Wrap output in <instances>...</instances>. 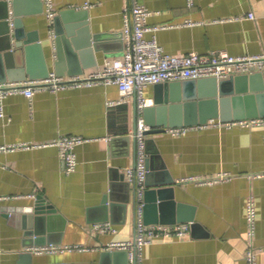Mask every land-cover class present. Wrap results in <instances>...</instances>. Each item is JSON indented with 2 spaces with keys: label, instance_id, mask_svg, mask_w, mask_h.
Wrapping results in <instances>:
<instances>
[{
  "label": "crops",
  "instance_id": "obj_1",
  "mask_svg": "<svg viewBox=\"0 0 264 264\" xmlns=\"http://www.w3.org/2000/svg\"><path fill=\"white\" fill-rule=\"evenodd\" d=\"M132 1L153 12L149 25L172 26L155 34L168 54L264 53V0H194L191 7L187 0H53L55 16L66 8L87 11L89 34L96 39H92V48L91 43L84 44V36H77L81 52L77 58L64 54L63 77L99 72L108 61L121 56L122 12ZM86 3L91 6L84 8ZM32 8L36 11L21 16L25 31L37 34L44 47L45 68L49 74L55 73L53 24L44 14L42 0ZM186 20L199 24L183 25ZM28 65L34 75L44 71L37 50ZM77 66L80 74L67 73ZM39 79L29 77L24 59L8 62L0 58V82ZM154 93L155 84L145 87V96L154 98ZM0 111V145L42 144L59 136L85 140L75 147L77 166L69 174L56 147L0 152V264H124L123 255L105 246L134 237V188L125 175L135 159L134 96H121L115 85L102 84L57 92L39 90L30 98L7 96ZM145 142L146 190L172 187L174 201L190 209L207 235H193L190 228L183 239L144 246L142 264H247L248 251L254 254L255 264H264V178L249 177L264 171V126L247 130L210 127L182 136L146 134ZM222 172L232 179L204 186L178 181ZM248 196L254 198L256 207L253 236L248 234L245 217ZM36 206L40 217L31 219L29 209ZM170 214L177 215L175 206ZM104 221L113 230L91 228ZM178 223L185 222L174 224ZM30 228L37 239L31 236L32 244L27 245ZM47 242L82 249L42 254L27 249Z\"/></svg>",
  "mask_w": 264,
  "mask_h": 264
},
{
  "label": "built area",
  "instance_id": "obj_2",
  "mask_svg": "<svg viewBox=\"0 0 264 264\" xmlns=\"http://www.w3.org/2000/svg\"><path fill=\"white\" fill-rule=\"evenodd\" d=\"M194 0H187L188 6ZM44 14L53 24L55 12L53 0H42ZM89 3L84 4L88 8ZM153 12L143 5L132 1L122 12V40L123 50L119 58L108 61L104 68L85 76H58L54 72L46 78L33 81L0 82V107L4 98L12 94H23L30 98L36 91L48 90L57 92L67 87H87L93 85H115L121 96L133 95L136 107V126L133 132L135 141V159L132 167L127 168L125 175L132 182L134 188L135 225L134 237L129 241L107 243L106 249L126 251L128 264H142L141 252L144 246L156 241L169 239H183L190 234L191 222L173 225L145 224L143 220L145 178L147 173L146 134L151 130L142 116L143 110L154 106V98L144 94L146 86L172 81L198 80L215 78L225 80L231 76L264 72V53L246 56H231L224 50H212L199 54L196 52L168 54L156 40V32L170 25H149L148 18ZM253 18L252 14L248 15ZM199 24L186 20L183 25ZM54 36V30L50 31ZM149 34L150 37L146 35ZM119 103V102H117ZM0 116H3L0 111ZM264 126V117H252L221 121L208 119L205 123L166 127L165 133L171 136H182L192 130H202L210 127L219 129L238 128L242 130ZM85 140L78 136H59L54 140L42 144H8L0 145V152H12L18 149L33 147H56L64 164V171L72 173L77 166L75 147ZM250 178H264V171L252 174ZM232 179L228 173L222 172L211 177L187 176L178 181L195 185H214ZM245 217L249 236L255 231L256 207L252 196H248L245 204ZM91 228L96 231L108 232L113 230L108 221L94 223ZM82 249L81 246H55L51 244L29 246L27 249L35 254L50 253L58 249ZM247 264H255L254 254L248 251Z\"/></svg>",
  "mask_w": 264,
  "mask_h": 264
},
{
  "label": "water",
  "instance_id": "obj_3",
  "mask_svg": "<svg viewBox=\"0 0 264 264\" xmlns=\"http://www.w3.org/2000/svg\"><path fill=\"white\" fill-rule=\"evenodd\" d=\"M37 1L40 2V0H0V58L8 62L11 58L17 61L24 59L25 70L29 77L44 79L49 73L45 68L43 44L35 32L25 31L21 18L24 14L36 11L32 7L37 4ZM53 30L57 56L55 73L62 76L66 69L64 62L62 63L64 54L68 56L67 58H77L81 52L78 45L80 42L76 40L77 36H84V44L91 43L92 48H95L92 39L94 42L96 39L89 34L88 16L85 10L74 8L61 10L53 18ZM120 36L122 37V33ZM34 50L40 54L44 68V71L38 75L30 73L28 65ZM20 70L22 73L23 68ZM67 73L78 75L81 69L77 66V68L68 69ZM20 76L14 77L23 78ZM142 116L151 127L147 134L163 133L166 127L205 123L208 119L229 121L264 117V72L235 75L219 81L215 78H202L155 84L154 106L145 108ZM146 167L148 170V160ZM38 206L29 209V212L33 213L31 219L34 216L35 219L40 217ZM174 206L177 210L175 217L170 214ZM188 210L190 209L185 204L174 201L172 187L150 188L144 192L143 220L145 224H174L189 221L193 235L195 233L207 235L202 226L194 221L192 213ZM26 235L29 237L27 245L32 244L31 236L37 239L36 232L31 228L26 231ZM114 253L118 256L123 255L124 264H128L126 251L115 250Z\"/></svg>",
  "mask_w": 264,
  "mask_h": 264
}]
</instances>
